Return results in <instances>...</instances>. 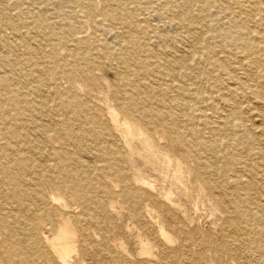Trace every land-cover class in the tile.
Masks as SVG:
<instances>
[{
  "label": "bare ground",
  "instance_id": "bare-ground-1",
  "mask_svg": "<svg viewBox=\"0 0 264 264\" xmlns=\"http://www.w3.org/2000/svg\"><path fill=\"white\" fill-rule=\"evenodd\" d=\"M0 264H264V0H0Z\"/></svg>",
  "mask_w": 264,
  "mask_h": 264
},
{
  "label": "rangeland",
  "instance_id": "rangeland-1",
  "mask_svg": "<svg viewBox=\"0 0 264 264\" xmlns=\"http://www.w3.org/2000/svg\"><path fill=\"white\" fill-rule=\"evenodd\" d=\"M109 77L112 78V77H111V74L109 75ZM257 178H258V177H257ZM224 219H225V217H224Z\"/></svg>",
  "mask_w": 264,
  "mask_h": 264
}]
</instances>
